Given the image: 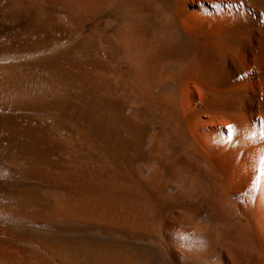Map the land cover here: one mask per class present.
Instances as JSON below:
<instances>
[{"label":"bare ground","instance_id":"1","mask_svg":"<svg viewBox=\"0 0 264 264\" xmlns=\"http://www.w3.org/2000/svg\"><path fill=\"white\" fill-rule=\"evenodd\" d=\"M0 264H264V0H0Z\"/></svg>","mask_w":264,"mask_h":264}]
</instances>
